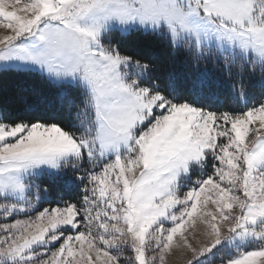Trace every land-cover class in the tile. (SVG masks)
<instances>
[{"label": "snow or ice", "instance_id": "obj_1", "mask_svg": "<svg viewBox=\"0 0 264 264\" xmlns=\"http://www.w3.org/2000/svg\"><path fill=\"white\" fill-rule=\"evenodd\" d=\"M12 71L50 91L0 86V264H264V0H0Z\"/></svg>", "mask_w": 264, "mask_h": 264}, {"label": "trees", "instance_id": "obj_2", "mask_svg": "<svg viewBox=\"0 0 264 264\" xmlns=\"http://www.w3.org/2000/svg\"><path fill=\"white\" fill-rule=\"evenodd\" d=\"M116 38L122 39L125 50L130 53L151 59L155 63L170 62L168 49L165 47L164 43L156 37L134 33L124 38L119 36ZM201 68L203 69L204 66L201 65ZM207 70L210 73H213L215 77L221 79L223 85L222 90L225 95H229L231 92L229 83L226 80H223L212 65H208ZM174 71L181 75L186 82L192 78V70L185 67L181 61L175 63ZM0 86L3 87L6 96L12 95L15 97V95L21 94L26 96L29 101L35 99V96L33 95L34 92L47 94L50 91L48 86L38 78L15 71L0 75ZM23 110L24 106L21 103L17 102L13 105L14 112L22 113Z\"/></svg>", "mask_w": 264, "mask_h": 264}, {"label": "rangeland", "instance_id": "obj_3", "mask_svg": "<svg viewBox=\"0 0 264 264\" xmlns=\"http://www.w3.org/2000/svg\"><path fill=\"white\" fill-rule=\"evenodd\" d=\"M177 264H179V261H177Z\"/></svg>", "mask_w": 264, "mask_h": 264}]
</instances>
